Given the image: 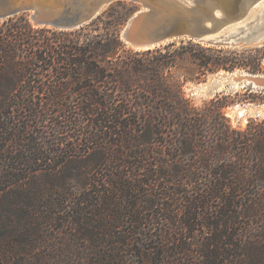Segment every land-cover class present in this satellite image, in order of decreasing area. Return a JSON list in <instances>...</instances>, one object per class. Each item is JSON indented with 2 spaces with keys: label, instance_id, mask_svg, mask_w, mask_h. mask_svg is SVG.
Wrapping results in <instances>:
<instances>
[{
  "label": "trees",
  "instance_id": "1",
  "mask_svg": "<svg viewBox=\"0 0 264 264\" xmlns=\"http://www.w3.org/2000/svg\"><path fill=\"white\" fill-rule=\"evenodd\" d=\"M138 7L127 0L114 2L90 23L60 31L62 37L56 40L36 36L52 30L34 26L26 13L0 22V119L4 120L0 121V140L5 138L17 148L28 139L22 128L30 129L32 122L48 112L61 117L54 122L58 132L73 127L80 131L81 141L87 142L86 149L78 153L64 141H53L63 147L52 150L48 145L51 156L46 162L55 156L64 158L45 169L38 165L44 160L41 146H26L27 155L8 161L0 174V189L18 192L15 204L29 208V223L35 225L45 212L50 214L44 219L52 222L54 209L63 208L61 200L45 196L57 190L72 196L79 193L76 205L81 207L76 215H67L66 222L82 225L85 241L93 236L86 230L95 227L99 245L106 236L114 237L121 222L144 227L139 221L152 211L151 219L160 214L161 220L172 225L165 241L172 239L173 246L167 249L175 248L186 260L176 262L166 249V264H264V224L255 228L256 234L236 229L238 218H262L264 214V119H251L240 128L219 112L202 113L184 95L183 85L190 77L170 80L165 74L188 57L199 75L205 76L221 69H248L250 63H237L235 51L226 56L223 47H205L192 39L172 50L175 43H170L165 52L162 48L136 51L156 53L148 61L123 55L122 50L133 49L126 48L120 31ZM249 57L250 71H261L262 56ZM41 90L44 94H37ZM66 90L75 96H65ZM22 112L27 113L25 124H19ZM10 114L15 120L9 119ZM168 131H173V139L165 141L166 156L158 149L156 137ZM7 132L10 135L5 136ZM197 153V159L189 157ZM213 154L223 156V161L212 160ZM62 167L89 169V180H78L76 191H70L66 187L70 176L58 177ZM38 170L58 175L31 173ZM103 170L108 173L100 183L96 173ZM144 174L148 177L141 179ZM36 194L39 199H34ZM200 222L209 236H204L196 250L184 247L183 240H191V231ZM238 238L240 244L234 243ZM230 246L241 247L235 260L229 252L225 255Z\"/></svg>",
  "mask_w": 264,
  "mask_h": 264
},
{
  "label": "rangeland",
  "instance_id": "2",
  "mask_svg": "<svg viewBox=\"0 0 264 264\" xmlns=\"http://www.w3.org/2000/svg\"><path fill=\"white\" fill-rule=\"evenodd\" d=\"M113 4L114 2L106 6L102 13ZM138 8L140 9V7ZM136 12L137 11L130 15V17L133 16ZM21 14H24V12L16 15L18 16ZM26 14L29 16L28 13ZM3 20L4 19H1L0 22H2ZM91 21L87 22L86 24L90 23ZM33 25L37 26L34 23ZM41 27H46L48 29H51L52 31L38 33V35L36 36H42L46 38L49 37L51 40L60 39L62 37V35L59 34L60 31H72L74 29H77L74 28L70 30H61L51 26ZM53 31H56V33H52ZM189 39L190 38L188 37L169 39L155 47H151V49L162 48V50L165 52L167 51V48H165L166 45L175 43L174 46H171L172 50L176 47L181 46L183 41L187 42ZM194 41L200 43L205 47H223V50L225 51L223 55L226 56H232V51H235L238 53L236 60L237 63H242L244 61L245 63H250V65L248 66V69H244L241 67H237L232 70L221 69L213 73H208L205 76L199 75L198 67L193 63L191 57H188L180 61L179 66L172 67L169 70H165V74L170 80H183L185 79V76L190 77L187 81L184 82L183 92L185 97L191 101V104L198 108L202 113L210 111L215 113V115L218 114V112L220 113V115L224 114L229 119L233 127L245 128L251 119H264V89L253 87L252 84L247 83L244 80L236 83L235 81H233V79H230L233 74L239 76H248L250 74H264V46H219L210 45L196 40ZM126 48L133 49V52L122 50L121 53L123 55L125 54L127 56H132L146 61H148V58L153 57L152 55H156V53L154 52L150 54H147L146 52L136 53V51H144L147 49H135L128 44H126ZM258 49H260L259 52L256 51ZM243 51L245 52L242 53ZM209 53L214 54L213 51ZM250 54H259L262 56L261 71L257 73H253L250 71V66L252 64V60L249 59ZM42 92L44 94V91L42 90L41 92L37 91V94H41ZM63 93L67 97L75 96V93L71 90H66ZM217 97H219L220 100L214 103L213 100H217ZM224 103V107H221V109L218 108V106L220 105L223 106ZM242 109H244V114L241 116L239 115V111ZM11 115L12 117L10 118ZM19 115L21 120L19 124H25V122L27 121V113L22 112ZM1 117L2 115L0 116V118ZM13 118H15V116L13 114H10L9 119L15 120ZM60 119L61 117L59 116V114L48 112L42 113L40 119L37 122H32V126L30 127V129L26 130L25 127L22 128V130L26 131L25 134L28 139L27 141L20 142L17 148H13L14 144H8L5 138L4 140H0V174L3 173L4 170H6L7 165L9 164L8 161L15 162L13 161L14 159L25 157L27 155L25 153L26 146H41L40 149L44 155V160L43 162H39L38 165L43 166L44 169L50 168V166L55 167L57 163H59L60 159L64 158L63 155L59 156V158H56L57 156H55L54 161L46 162L48 160V157L51 156V154L49 153V149L56 150L63 147L59 144L53 145V141H64V145H67V147L70 149H75L78 153L84 151L87 147V142L86 140L81 141L82 137L78 129L71 127L66 128L64 131L58 132V129L55 127L54 122ZM0 121L4 120L0 119ZM220 122H223L222 118ZM171 132L168 131L169 134L166 133L165 136H160L159 134L156 137V144H158V149H160L162 153H165L166 156H169V154L167 146L164 145L165 141L168 143V140L173 139L171 137ZM7 135H10V132H7L5 134V136ZM48 145L49 149L46 148ZM43 146L44 148H42ZM158 155L159 154H157V156ZM215 155L216 154H213L211 156L212 160H215V162L223 161V156L221 157L217 155V158V156ZM199 156V153H197V155H189L192 160L197 159ZM220 157L222 159H220ZM212 166L214 167L215 165ZM87 170L89 169H84L82 167L78 169L62 167L61 175L58 177H64V175L70 176V178H68L69 180H67L68 184H66V187L69 188L70 191H76V186H79L77 183L78 180H80L79 183H84L89 180L86 173ZM37 172L31 173L33 175L39 173L41 175L43 173H52V176L58 175V173L56 174L53 171L42 172L41 170H38ZM20 173L26 175L27 172L26 170H21ZM107 173L108 171L106 170L96 173V177L100 179V183L104 182V180L106 179L105 175ZM204 174L205 172L203 173V175ZM147 177L148 176L146 174L140 176L141 179H146ZM2 185L3 183L0 185V187H3ZM11 189L12 188H9V190L7 191H2L0 189V264H166V260L169 259V256L167 257L165 250L167 249V245H170V247H172L173 245L172 239L170 241H165V235L166 233H171L173 229L172 225H170L164 219L161 220V218L159 217L160 214L151 219V216L149 215L152 214V211L148 212L149 215L146 216V219L139 221L140 224L144 222L146 227L137 226V228H134L132 227V225H129V222H121V224H119L121 225V227L115 229L116 233L114 237L104 236V242L99 245L98 243H101V239L98 240L97 237L93 234L95 227L89 226V230H86V232L91 233L93 236L91 237V240L89 239L88 241H85L81 238V231H84L82 225L75 224L71 226L70 223L66 222L65 217H67V215L69 214L76 215L77 211L81 207L76 205L77 199L80 197L79 193L75 194V196H72L66 193L62 194L57 190V193L53 194V196H45V199L47 200H61L63 203V208L54 209L53 215L56 217V219L52 222L48 221L50 219H44L46 215L48 216L50 214V212H45L42 215L43 218H39L40 224L35 225L29 223V221H31L29 208L21 204H15L14 201L19 199L18 192H15V190L13 191ZM142 191L146 192L143 189ZM20 193L23 194L22 191ZM147 198H149V196ZM34 199H39V196ZM176 211H178V209H176ZM91 216H94V214H91ZM238 222L239 223L236 229L242 228L244 231L250 229L253 233L256 234L258 232H256L255 228L264 224V214L262 218H238ZM69 224L70 226L68 227L67 225ZM178 228L179 227H177V229ZM195 229L196 230L191 231V240L187 239L188 241L186 240V242L183 240L184 247H191L196 250V245H201L204 236H209V234L207 233L208 229L206 227H203L201 222L195 227ZM237 231L239 232V230ZM179 236L180 235H178L177 238ZM129 239L131 240L129 241ZM115 240H122V243H115ZM209 241L210 240L207 239L206 242ZM239 241V238L235 239L234 243L240 244L241 241ZM109 244L111 245L110 247L107 246ZM113 244L117 245V248L119 249L115 250L116 246ZM110 248L112 249L111 251ZM167 250L170 253V258H173L171 256L175 255L174 257L176 259V262L186 261L182 258L181 255L176 254L175 248H170ZM99 251L100 253H98ZM241 251V247L231 248L230 246L228 247L225 255H228L229 252V258L235 260V257H239L238 255H240L239 253H241ZM172 260L173 259H171V261ZM167 264L173 263L167 262Z\"/></svg>",
  "mask_w": 264,
  "mask_h": 264
},
{
  "label": "water",
  "instance_id": "3",
  "mask_svg": "<svg viewBox=\"0 0 264 264\" xmlns=\"http://www.w3.org/2000/svg\"><path fill=\"white\" fill-rule=\"evenodd\" d=\"M118 0H0V20L28 13L37 26L78 28ZM140 7L121 31L135 49L188 37L210 45L264 46V0H127ZM264 89V77L250 78ZM245 84V83H244Z\"/></svg>",
  "mask_w": 264,
  "mask_h": 264
},
{
  "label": "bare ground",
  "instance_id": "4",
  "mask_svg": "<svg viewBox=\"0 0 264 264\" xmlns=\"http://www.w3.org/2000/svg\"><path fill=\"white\" fill-rule=\"evenodd\" d=\"M143 49H146V48H143ZM261 77H264V74H262V75H260V74H256V75L250 74L248 76L247 75L239 76V75L233 74L230 79H233V81H235L236 83L244 80L245 82L252 84L253 82L251 81L250 78L256 79V78H261ZM254 83H255L254 87H258L257 82L255 81ZM243 114H244V109L239 111V115L242 116Z\"/></svg>",
  "mask_w": 264,
  "mask_h": 264
}]
</instances>
